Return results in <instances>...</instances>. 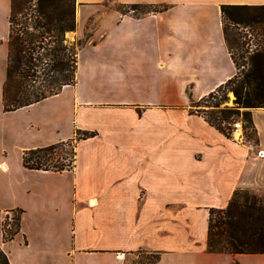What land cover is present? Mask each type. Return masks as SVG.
I'll return each instance as SVG.
<instances>
[{"label":"crops","instance_id":"1","mask_svg":"<svg viewBox=\"0 0 264 264\" xmlns=\"http://www.w3.org/2000/svg\"><path fill=\"white\" fill-rule=\"evenodd\" d=\"M106 3L134 9L105 11ZM76 5L73 34L89 33L76 84L5 112L12 0H0V248L9 263L128 264L150 253L155 264H264V254L208 252L210 211L238 191L264 192V108L251 110L254 151L191 111L240 74L222 6L264 0ZM78 131L95 136L76 143L72 170L23 166L26 151ZM18 210L20 233L5 243L3 224Z\"/></svg>","mask_w":264,"mask_h":264},{"label":"trees","instance_id":"2","mask_svg":"<svg viewBox=\"0 0 264 264\" xmlns=\"http://www.w3.org/2000/svg\"><path fill=\"white\" fill-rule=\"evenodd\" d=\"M34 1L12 0L7 79L3 91L5 112L39 103L59 94L65 86L76 84L78 51L67 44V34L77 30L76 0H36L33 4ZM221 9L223 19L232 23H238V13L264 14V6L224 5ZM259 23L264 25V18ZM16 77L18 81H15ZM226 90L236 95L237 108L220 109L222 102L228 98L227 93L221 95ZM207 104L211 109L209 116H205L207 111H202ZM240 108L245 109L242 119L244 129L248 137L256 141L251 110L264 108V50L251 56L247 73L238 74L200 101L193 102L191 111L203 116L211 126L228 137L229 125L236 120ZM94 136V133L78 131L76 138L68 142L26 151L23 166L29 170L58 173L72 170L76 161V143ZM67 146L71 147L70 154L62 155L60 149ZM239 196L238 191L226 209L210 211L209 253L264 254V198L253 197L241 202ZM14 212L19 214L14 230L13 225L8 223L9 217L3 224L5 243L14 240L21 230L22 211ZM0 264H10L1 248Z\"/></svg>","mask_w":264,"mask_h":264},{"label":"rangeland","instance_id":"3","mask_svg":"<svg viewBox=\"0 0 264 264\" xmlns=\"http://www.w3.org/2000/svg\"><path fill=\"white\" fill-rule=\"evenodd\" d=\"M36 3V0L33 4ZM105 11H112L114 9H120L123 13H127L128 11L134 8L128 7H119L115 6L111 3H106V6L103 8ZM148 8L145 10L144 8H139V12H146ZM261 16V17H260ZM261 18H264V14L258 12H246V13H238L236 15V20L238 23H232L228 19H224V28L226 31L228 45L232 52L234 61L237 63L238 69L240 73H247L251 63V56L260 50H264V25L259 23ZM88 32L94 28L93 20L88 22L87 25ZM74 32L67 34L68 45L75 48L76 51L79 50L80 46L85 44L87 41V36L89 33L86 34V37L78 38L76 35L73 34ZM19 79L16 77L15 81ZM232 87L229 90H232ZM226 90L221 95L223 96L227 93V99L222 102L220 105V109H235L237 108L236 104V95L233 91ZM210 104H207L205 107H202V111L205 110L208 113L205 116H209L211 113V109L209 108ZM194 111L198 110L197 108H193ZM245 112L244 108L239 109V115L236 117V120L243 119V113ZM71 152V147L67 146L63 149H60V153L62 155H68ZM240 196L239 200L244 202L245 200L249 199L252 200L253 197L255 198H264V192H255L249 190H242L239 191ZM19 216L17 212H13L8 217V223L12 224L14 230L15 219ZM222 255V254H220ZM157 256L150 253H141L137 254L136 257L132 259V261L128 264H155L157 261Z\"/></svg>","mask_w":264,"mask_h":264},{"label":"built area","instance_id":"4","mask_svg":"<svg viewBox=\"0 0 264 264\" xmlns=\"http://www.w3.org/2000/svg\"><path fill=\"white\" fill-rule=\"evenodd\" d=\"M225 127L226 124L224 123ZM228 138L232 139L235 143L246 147L249 151H254L256 147V141L248 137L247 132L244 129L243 121L241 119L235 120L229 125ZM262 151L257 152V156L261 157ZM3 169V167H2ZM91 206V204H90Z\"/></svg>","mask_w":264,"mask_h":264},{"label":"bare ground","instance_id":"5","mask_svg":"<svg viewBox=\"0 0 264 264\" xmlns=\"http://www.w3.org/2000/svg\"><path fill=\"white\" fill-rule=\"evenodd\" d=\"M90 204H91V206H94L95 205V201H91Z\"/></svg>","mask_w":264,"mask_h":264}]
</instances>
